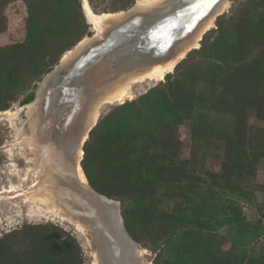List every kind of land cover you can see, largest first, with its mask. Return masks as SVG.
I'll return each instance as SVG.
<instances>
[{"label": "rangeland", "instance_id": "obj_1", "mask_svg": "<svg viewBox=\"0 0 264 264\" xmlns=\"http://www.w3.org/2000/svg\"><path fill=\"white\" fill-rule=\"evenodd\" d=\"M32 1L35 0H0V63L5 61L7 53H14L15 57L21 53L20 47L26 43L29 33V3ZM60 1L63 0H48L44 2L43 7L47 8L45 11L53 14L56 11L54 7L61 6ZM258 1L260 0H227L228 10L215 17L214 27L186 44L184 50L188 54L178 61L170 72L171 75L175 77L179 72L186 74L199 63H202L203 67V63L213 61L204 56L201 50L208 47L213 40L218 30V21L231 27L230 33L233 37L236 32L243 36L254 26H258L257 21L260 20V15L264 14V0L263 7H258ZM68 2L74 9L71 12L72 18H76L80 24H83V19L86 22L80 28L85 30L80 42L87 39L90 44L92 40L89 38L93 34L95 38L98 36L92 27H89L90 24L84 16L82 0ZM89 2L97 14L125 15L126 10L131 11L130 8H133L137 1ZM48 19L46 15V19L41 22L42 31L47 40L46 46L54 49L55 43L49 30L52 23ZM253 34H256L254 30ZM258 37L260 42L254 44L256 50L247 58L249 62L255 60L260 43L264 53V35L262 38L260 35ZM234 41V45L238 43L236 38ZM17 51L19 53L15 54ZM240 55L239 49H232L230 61H237ZM74 58V55L71 56L69 61ZM206 69L204 68L203 72ZM61 74L64 75L65 72L62 71ZM102 74L100 72L99 76ZM22 75L21 80L25 82L27 74ZM43 79L34 89L35 95ZM165 82L166 78L160 82L145 80L133 84L134 97L124 103L139 99L150 89ZM228 83L236 90L239 88L235 85L245 84L236 80ZM247 86L246 84L243 87L245 93L238 100L230 97L224 101L222 105L225 109L222 111H209L206 105L199 106L201 104L196 103L198 106L195 113L177 127L174 128L171 123H165L162 127L156 124L155 136L160 135V138L127 128L121 129L119 135L109 140V148L115 154L110 159L111 168L107 170L119 173L128 159L132 165H138L141 168L140 177L144 178L143 183L148 186L144 188L142 185L147 202L153 209L164 211L165 215H172L171 219L177 223L174 234L169 235L165 241L162 240L167 237L160 223L156 224V228L135 227L136 233L134 237L131 236L138 240L136 241L139 249L144 253L138 258L142 264H264V105L260 104L264 98V85L259 90L249 89ZM199 90L207 92L208 88L200 87ZM106 93L107 90L103 92L104 95ZM104 95L95 100L93 109H89L85 119L79 107L71 109L65 118V125L68 127L74 117L77 119L71 129L62 130L61 134L72 148L73 158L75 161L77 159V164L81 167L85 145L92 131L88 139L87 134L84 138L83 135L90 121H93L97 108L100 114L95 123L99 124L124 104L106 102L98 107ZM19 98L8 109L18 113L13 121L7 119L2 114L3 111H0V246L9 247L15 264L16 259L26 253L31 240L27 228L52 224L61 227L75 240L74 249L77 253L80 250L78 255L82 257L83 264H98L97 247L92 235L81 222L69 216L59 199L58 203L56 200L53 202L57 188L50 179L53 170H49L47 162L40 168L35 167L33 163L34 147L30 145L33 137L32 125L35 123L40 130V115L39 112L28 114L26 105H21L23 96ZM30 104L34 108L37 106L35 103ZM230 105H233V109L229 108ZM77 115L79 117H76ZM48 125L46 121L45 128ZM82 138L85 142L78 150ZM80 150L83 151L81 156ZM131 151L134 152L132 156ZM118 179L120 183L123 182L121 190H132L127 185L129 180L124 181L120 176ZM87 183L91 186L88 178ZM91 188L97 192L92 186ZM107 198L119 203L123 224L127 210L131 219L135 216L131 210L138 206L135 203L126 207L120 201L121 198ZM56 208L58 210H55ZM77 224H81V228ZM157 239L158 243L155 242Z\"/></svg>", "mask_w": 264, "mask_h": 264}, {"label": "trees", "instance_id": "obj_2", "mask_svg": "<svg viewBox=\"0 0 264 264\" xmlns=\"http://www.w3.org/2000/svg\"><path fill=\"white\" fill-rule=\"evenodd\" d=\"M46 1L48 0H35L29 3L27 41L20 47L21 53L15 52V54L19 53L17 57L14 53H7L5 61L0 63V111L10 109L12 103L20 99L19 96H23L22 106L32 103L36 97L34 89L37 84L60 63L62 55L75 47L83 37L81 35L85 30L82 31L80 28L84 23L86 24L85 19L82 20L83 24H80L77 23L76 18H72L71 12L74 9L68 0L60 1L61 6L54 7L56 11L53 14L45 11L47 8L43 7V4ZM258 2V7H263V1ZM45 14L52 23L49 33L55 43L54 49L47 47V40L42 31L41 22L46 19ZM259 18L258 26H254L243 36L236 32L234 37L230 33L231 27L218 21V30L213 40L207 45L208 47L201 50L204 56L213 60L211 63H203V67L202 63H199L186 74L179 72L175 77L171 73L167 74L165 83L150 89L139 99L119 106L92 130L85 145L82 167L89 183L97 192L110 198H121L120 201L126 207L130 203L138 205L131 209L135 215L132 219L128 210L124 214L125 226L133 237L136 233L135 227L156 228V224L160 223L167 237L162 240L165 241L169 235L174 234L177 223L171 219L172 215H165L164 211L153 209L147 202V196L142 190L147 185L143 183L144 178L140 177L141 168L138 165H132L131 160L128 159L119 173L107 170L111 168L110 159L115 154L109 148V140L119 135L121 129L127 128L155 136L156 124L162 127L165 123L167 125L171 123L175 128L195 113L198 104L206 105L209 111H222L225 109L222 105L224 101L230 97L238 100L245 93L243 87L246 84L249 89L259 90L264 85V77H258L264 76V53L261 43L255 60L247 61L250 54L256 50L254 44L260 42L258 36L262 38L264 35V14ZM253 30L256 34H253ZM235 38L238 43L234 45ZM232 49H239L241 53L234 62L230 61ZM32 63L35 64L31 66ZM204 68H207L205 72H203ZM22 73L27 74L25 82L21 80ZM233 80L245 84L235 85L239 88L236 90L228 83ZM200 87L208 88L207 92H199ZM260 104L264 105V98L261 99ZM229 108L233 109V105ZM226 111L236 112L227 109ZM155 137L160 138V135ZM133 154L134 152L131 151L130 155ZM119 176L124 178V181L129 180L127 185L132 190L128 192L121 190L123 182L120 183ZM27 233L31 237L28 249L21 258L16 259L15 264H83L82 257L78 255L80 250L78 253L75 252V240L61 227L52 224L30 226L27 228ZM158 240L155 242L158 243ZM0 264H14L7 245L0 246Z\"/></svg>", "mask_w": 264, "mask_h": 264}, {"label": "water", "instance_id": "obj_3", "mask_svg": "<svg viewBox=\"0 0 264 264\" xmlns=\"http://www.w3.org/2000/svg\"><path fill=\"white\" fill-rule=\"evenodd\" d=\"M177 1L172 11L155 20L154 25H152L153 28L150 30L162 43L166 42L167 49L169 50L175 45H178L176 48H181L182 44L193 33L198 24H201L209 16H213L217 7L224 0ZM140 10L142 8L134 10L125 19L108 21L102 33L91 42V47L85 53L86 55H83L82 59L75 66L70 62L62 63L61 59L59 65L44 77L41 87L36 92L35 100L32 102L37 105L35 109L40 114L47 108L48 114H41L39 116L40 129L44 131L45 122L48 121L49 125L46 131L51 127L55 130L56 137L58 138V142L56 140V143H58L59 149L63 153L62 156L60 155L61 157H59L57 163L55 162L56 166L53 169V176L58 179L57 181L60 182L63 191V207L69 216L81 222L92 235L97 247L99 264H103L100 250L102 251V255L108 259L109 264H122L123 261L120 254L125 255L129 253L132 241L124 229L119 211V203L100 195L88 183L83 184L80 181L77 173L78 161L77 159L75 161L73 158V150L62 137L61 131H67L71 129L72 124L77 123V119L74 117L69 125L70 127L65 125V118L71 109L79 107L81 114H85V109L89 105L93 109L94 101L105 94H103V92H106L104 89H108L112 83L119 79L138 72L137 70L146 62L144 55L147 52L149 53V59L152 60L155 56L163 54L167 50L159 45H155L154 48L156 50L153 52L152 49H148L145 45L141 44L144 43L141 42L143 41L141 37L136 42L132 35L128 37L132 32L127 33L124 39L118 37L119 33L127 31V29L130 31L134 29L133 25H135L136 19L141 14ZM138 34H143V32L140 31ZM145 41H149L147 45L151 43V39ZM110 44L119 48L126 46L131 48L123 56L120 54V62L117 60L111 61L109 55H113L114 51L107 49V46ZM137 56L143 57H140L136 62L133 61L135 63L131 64L132 62L130 61ZM99 67L104 68H102V77L96 75L101 69ZM62 71L65 72L64 75L61 74ZM90 76H93L91 77V81L89 80ZM76 117L79 116L77 115ZM97 124L98 122L92 126V121H90L83 138L87 134L88 139L90 132ZM83 138L78 150L85 142H83ZM66 164L69 165V168ZM81 186L83 192L80 191ZM106 226L110 228L109 231L105 229ZM111 241L120 242L123 248L112 245Z\"/></svg>", "mask_w": 264, "mask_h": 264}, {"label": "bare ground", "instance_id": "obj_4", "mask_svg": "<svg viewBox=\"0 0 264 264\" xmlns=\"http://www.w3.org/2000/svg\"><path fill=\"white\" fill-rule=\"evenodd\" d=\"M224 1H222L219 7H217L213 16H209L201 24H198V26L193 31V33L190 34V36H188L185 42L182 44L181 48H176L178 47V45H175L173 48L169 50L167 49L166 42L162 43V41H160V39H158L156 35H153L150 30L153 28L152 25H154L155 20H157L159 17L163 16L164 14L170 13V11H172L173 7L176 5L178 1L177 0H137L135 7L132 9L136 10V9L142 8V10H140L141 11L140 17L136 19L135 25H133L134 29L132 31L127 29V31L125 30L124 32L119 33L118 37L120 39H124L127 36V33L132 32L131 34L128 35V37L132 35L133 38H135L134 40L135 42L139 39V37H141L143 40L141 42H144L141 44L145 45L148 49H152L153 52L156 50L154 48L155 45H159L163 49H167V50H165L163 54H159L158 56H155L152 60L149 59V53L147 52L144 55L145 56L144 60L146 62L141 65L142 67H140L137 70L138 72L127 75L128 78L126 79L125 77L119 79L118 81L112 83L108 89H105L107 90L108 93L104 95L98 107L103 106V104L106 102L124 103L128 100H132L134 97L132 86L135 83L143 82L145 80H150L154 82L163 81L166 75L173 70L176 64H178V61H180L184 56L186 57L187 53L184 50L186 44L192 42L195 37H200L203 32L214 27L215 17L219 15L220 13L228 10L229 3L226 0ZM132 9L131 11L126 10L127 13L125 15L123 13H118V12H114L118 14H110V13L97 14L93 11V8L91 7L89 0H82V10H83L84 16L88 24H90V26L92 27L96 36H99L102 33V31L104 30L103 27L109 20L125 19V17L129 13L134 11ZM139 30L143 32V34H138V32H140ZM145 38H148L149 40L151 39V43L147 45V42L149 41H145V40H148ZM89 39H91L92 40L91 42H93V40L96 38L91 37ZM88 43L89 42L87 39H83L81 42L77 44V46H75V48L72 51H68L63 55L62 62L66 63V61H69L71 56L74 55L75 58L69 62L73 63V66H75L82 59L83 55H86L85 53L90 49L91 43L90 44ZM129 48L131 47L126 46V47L119 48L118 46L110 44L107 46V49L113 50L114 54L109 55L110 56L109 58H111V61L117 60L120 62L121 61L120 54L123 56L126 52H129ZM140 57H143V56H137L135 59H132V61H130L132 62L131 64H134L137 60L140 59ZM102 68L99 70V73L103 71ZM99 73L96 75L99 76ZM91 77L93 76L89 77L90 81H91ZM100 77H102V75ZM90 107L91 106L89 105L85 109V114L83 115L84 119L89 109H91ZM25 108L28 110V114H34L35 112H37V110L32 106V104L26 105ZM2 114L5 115L7 119H9L10 121H13L15 118H17V115H18L17 112L12 111V110H7L5 112L3 111ZM38 114L39 115L48 114L47 108H45L41 114L40 113ZM99 114H100V110H98L97 108L95 115L93 116V121H92L93 126L96 124L95 122L97 121ZM32 129H33V133H32L33 137H32L30 145L34 147V150L32 152L34 155L33 163L35 167L40 168L42 165L44 166L45 163L47 162L49 170L50 169L53 170L56 166L55 162L57 163V160L59 159V157L63 155L62 151H60L59 149L58 143H56V140L58 142V138L56 137L55 130H53L51 127L49 129L50 136L44 137V136L38 135V132H37L38 129L35 123H33ZM82 153L83 151L80 150L79 152L80 156L82 155ZM66 165L69 168V165L68 164ZM77 173H78V177L80 181L83 184H86L87 177L82 167L79 164H77ZM9 191H12V190H9ZM54 193L56 194L55 195L56 199H54L53 202H55L56 200V202L58 203V199H59V201H61V203L64 204L63 199H62L63 191L60 189V187H59V190L56 188ZM55 210H58V209L56 208ZM77 225L79 228H81V224H77ZM94 264H97V263L95 262Z\"/></svg>", "mask_w": 264, "mask_h": 264}, {"label": "flooded vegetation", "instance_id": "obj_5", "mask_svg": "<svg viewBox=\"0 0 264 264\" xmlns=\"http://www.w3.org/2000/svg\"><path fill=\"white\" fill-rule=\"evenodd\" d=\"M47 128H48V127H46V128L44 129V131H41V129L38 130L39 136H50V132L47 131V132L45 133V131H46ZM49 139H50V138H49ZM47 166H48V165H47ZM53 175H54V174H52V177H51L50 179H52L54 186L57 187V189L59 190L60 182L57 181L58 179L55 178ZM80 184H81V183H80ZM81 185H82V184H81ZM60 189L62 190L61 185H60ZM80 189H81L80 191L83 192V190H82V189H83L82 186L80 187ZM119 211H120V209H119ZM123 226H124L125 231L127 232V235L131 238L132 244H131V247H130V249H129V251H128V252H129L128 254H125V255H123L122 253L120 254V257H121V259H122V261H123L122 264H142L141 262H139L138 258H139L140 256H143L144 253H143L142 251H140L138 242H137L135 239L132 238V236H131V234L128 232V230H127L125 224H123ZM103 228H104V226H103ZM105 229H106L107 231H109L110 228H107V226H106ZM111 244L114 245V246H116V247H118V248H119V247H120V248H123V245L121 246V243H120V242H112V241H111ZM126 246H127V245H126ZM118 248H117V249H118ZM100 255H101V260H102L103 264H109V263H108V262H109L108 259L102 255V251H101V250H100ZM97 258H98V257H97Z\"/></svg>", "mask_w": 264, "mask_h": 264}]
</instances>
